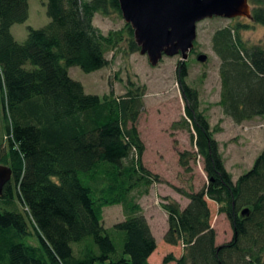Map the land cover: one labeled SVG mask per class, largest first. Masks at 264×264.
<instances>
[{"label": "trees", "instance_id": "trees-1", "mask_svg": "<svg viewBox=\"0 0 264 264\" xmlns=\"http://www.w3.org/2000/svg\"><path fill=\"white\" fill-rule=\"evenodd\" d=\"M251 2V20L264 25V0ZM111 11L121 15L118 0H46L49 23L28 27L17 42L11 27L27 20L28 0H0V165L12 170L0 196V264H150L157 245L136 199L159 177L143 163L136 127L144 92L130 83L120 97L87 94L69 75L74 66L85 73L106 67L107 53L125 40L139 51L129 24L107 34L94 26L96 14ZM248 28L237 22L211 37L220 60L218 105L236 124L264 119V46L243 40ZM186 77L180 61L185 117L175 126L188 132L194 151L180 152L179 163L189 170L201 157L207 183L178 190L185 206L163 197V240L182 253L162 264H264V150L234 180ZM211 202L230 223L225 244L216 245ZM115 205L125 218L105 228L103 209ZM33 236L38 246L27 242Z\"/></svg>", "mask_w": 264, "mask_h": 264}, {"label": "rangeland", "instance_id": "rangeland-1", "mask_svg": "<svg viewBox=\"0 0 264 264\" xmlns=\"http://www.w3.org/2000/svg\"><path fill=\"white\" fill-rule=\"evenodd\" d=\"M251 11L255 8L249 0ZM242 22L250 28L241 31L242 38L250 45L264 46V25L254 23L246 18L226 19L213 17L205 19L196 26L194 50L188 55L186 63V83L199 94V110L206 116L213 137L219 144L226 170L235 180L247 172L256 156L264 150V119L254 118L241 124L234 123L218 105L221 82L219 77L220 60L212 50L211 37L215 30ZM49 23L46 13V0H28V18L24 23L14 24L11 33L17 42H23L28 27L39 29ZM95 27L104 34L109 31L123 30L126 23L122 15L111 11L108 15L96 14L93 20ZM128 40L116 50L106 55L108 65L100 70L85 73L74 66L69 70L70 77L80 82L87 94L104 96L112 94L120 97L125 94L130 83L142 88L144 95L143 109L136 123L141 141L145 145L143 160L159 180L151 184L146 195L138 197L136 202L141 206L151 229L156 237L157 248L150 257L151 264H162L168 254L179 256L181 245L171 246L163 240L167 229L166 214L161 208L163 197H169L183 205L186 198L179 193L196 192L206 183L203 171V160L197 157L189 162V170L179 163V153L194 151L188 132L175 126L184 114V100L177 82V68L181 56L163 57L156 66L150 65L146 56L140 51L130 52ZM204 54L207 60L199 62L197 55ZM5 134V122L0 111V144ZM210 224L216 233V245L229 242L232 229L225 214L219 213V206L210 203ZM125 214L120 205L103 209V226L110 228L124 220ZM27 242L38 246L33 236ZM76 244H73V247Z\"/></svg>", "mask_w": 264, "mask_h": 264}, {"label": "water", "instance_id": "water-1", "mask_svg": "<svg viewBox=\"0 0 264 264\" xmlns=\"http://www.w3.org/2000/svg\"><path fill=\"white\" fill-rule=\"evenodd\" d=\"M121 15L134 34L140 54L156 66L163 57L185 62L194 48L197 23L213 17L252 19L249 0H118ZM204 63L207 56L196 58ZM12 170L0 165V196Z\"/></svg>", "mask_w": 264, "mask_h": 264}, {"label": "crops", "instance_id": "crops-1", "mask_svg": "<svg viewBox=\"0 0 264 264\" xmlns=\"http://www.w3.org/2000/svg\"><path fill=\"white\" fill-rule=\"evenodd\" d=\"M143 163L146 165V163H145V161L143 160ZM188 203V200L186 199L185 200V202L183 203V205L182 206H185L186 204ZM212 203V202H211ZM213 204H215V206H218L216 203H213ZM218 208V207H217ZM165 213V212H164ZM144 214V213H143ZM146 217V216H145ZM146 219H147V217H146ZM166 220H167V215H166ZM147 221H148V219H147ZM148 223H149V221H148ZM149 226H150V223H149ZM150 228H151V226H150ZM151 231H152V229H151ZM166 231V230H165ZM165 231H164V233H165ZM152 233H153V231H152ZM164 233H163V236H164ZM153 235H154V233H153ZM154 237H155V235H154ZM155 241H156V237H155ZM156 245H157V241H156ZM182 253V252H181ZM149 263H150V259H149ZM151 264V263H150Z\"/></svg>", "mask_w": 264, "mask_h": 264}, {"label": "flooded vegetation", "instance_id": "flooded-vegetation-1", "mask_svg": "<svg viewBox=\"0 0 264 264\" xmlns=\"http://www.w3.org/2000/svg\"><path fill=\"white\" fill-rule=\"evenodd\" d=\"M194 50V48L191 50V53H192V51ZM198 56V55H197Z\"/></svg>", "mask_w": 264, "mask_h": 264}]
</instances>
